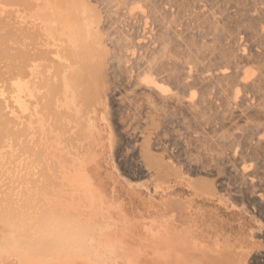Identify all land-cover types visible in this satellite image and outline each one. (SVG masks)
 Returning <instances> with one entry per match:
<instances>
[{"label":"bare ground","instance_id":"6f19581e","mask_svg":"<svg viewBox=\"0 0 264 264\" xmlns=\"http://www.w3.org/2000/svg\"><path fill=\"white\" fill-rule=\"evenodd\" d=\"M164 2L0 0V264H264V0Z\"/></svg>","mask_w":264,"mask_h":264},{"label":"rangeland","instance_id":"374dc122","mask_svg":"<svg viewBox=\"0 0 264 264\" xmlns=\"http://www.w3.org/2000/svg\"><path fill=\"white\" fill-rule=\"evenodd\" d=\"M165 1V2H164ZM168 1H170V0H158V3H161V2H164L163 4H166V3H168ZM197 1H199V2H197ZM204 0H195V2H197L198 4L200 3V4H204V2H203ZM235 19V18H234ZM185 21H187V22H189V20H188V18L187 17H183L182 19H180L179 20V22H178V24H177V27H176V29L178 30H180V31H183L184 30V28L185 29H187L186 31L184 30L183 32H185V34H187L188 33V31L189 32H191L192 30V32H196L197 31V28H196V26L193 24V23H191V22H189V24H191L190 26H189V24H188V26H184V24H185ZM183 22V23H182ZM179 26V27H178ZM183 28H181V27ZM188 27V28H187ZM239 27L240 26H238V28L237 29H239ZM240 29H241V27H240ZM169 48V50L171 49L170 47H168ZM167 73L168 72H164L163 74H162V76L163 77H165V76H167ZM109 78V80L111 79V77L109 76L108 77ZM159 112V111H158ZM125 113H129V110H125ZM157 113V111L155 112V115H158V113ZM161 112H159V114H160ZM237 116V115H236ZM234 117L233 118V120H229L230 118L227 116V118H228V120H227V123H226V126H225V130H228L229 131V133H231V135H238V134H241L242 132H244V130L246 129V127L245 126H247V120H243V118H240V117ZM179 117H181V116H178L177 118H175V117H166V118H164V121L165 120H168L164 125H160L161 127H166V124H167V127L168 126H170L169 128H171L173 131H177V132H175L178 136H179V138H178V140H182L181 141V143H183V142H186L187 141V138H188V133L187 134H185L187 131H185V132H183V130H185V127H184V124L182 125V123H187V120H181L182 118H180L179 119ZM174 118V119H173ZM115 119V118H114ZM159 119H163L162 117L161 118H159ZM177 119V120H176ZM181 121V124H179L180 123V121ZM238 119V120H237ZM242 119V120H241ZM173 120V121H172ZM235 120V121H234ZM99 122H98V124H99V129L102 131V144L104 145V147H103V149L102 150H99L98 149V153H99V156H100V166H101V175H100V179H102V180H100V182H101V184H102V186L109 192V191H111L112 189H114L115 191H116V194H117V198H118V200L119 201H123L124 203H133L134 202V204H137V202H138V200H137V198H138V195H137V193H134V192H132V191H130V189L128 188V186H126V184H124L123 182H122V179L121 178H119L118 176H117V174L111 169V162H110V155H109V150H108V141H107V136H106V134H107V131H106V128H105V126H104V124L101 122V112L99 111V120H98ZM174 121H176V123H173ZM233 121V122H232ZM124 122V121H123ZM132 121H130L129 123H131ZM232 122V123H231ZM237 122V123H236ZM244 122V123H243ZM164 123V122H163ZM169 123H171V124H169ZM231 123V124H230ZM240 123V124H239ZM173 124V125H172ZM177 126V127H175V125ZM173 127H172V126ZM241 125V126H240ZM183 126V128L184 129H182L181 127ZM229 126V127H228ZM233 128H231V127ZM163 127V128H164ZM174 127H175V130H174ZM237 127V128H236ZM242 127V128H241ZM245 127V128H244ZM178 128V129H177ZM160 129H162V128H160L159 127V130ZM238 129H240V130H238ZM213 129H209V131H207V133H211V131H212ZM233 130V131H232ZM243 130V131H242ZM239 132V133H238ZM179 133H181V134H179ZM183 134H184V136H183ZM168 135V136H167ZM166 135V138H165V141L167 142V145H170L171 146V148H174V147H176V145H177V143L174 141V140H172L170 137H169V135H171V134H167ZM168 137V138H167ZM171 137H172V135H171ZM173 142V143H172ZM172 144V145H171ZM108 171H107V170ZM105 170V171H104ZM110 170V171H109ZM112 170V171H111ZM109 172V173H108ZM112 172V174H110ZM114 174V175H113ZM108 176V178H106L107 176ZM111 177H110V176ZM116 176V177H115ZM109 177H110V179H109ZM104 178V179H103ZM106 178V179H105ZM114 178V179H113ZM118 178H119V180H118ZM109 179V180H108ZM112 179V180H111ZM111 181V182H110ZM103 182H104V185H103ZM107 182V183H106ZM122 184H121V183ZM111 184H112V187H111ZM123 186H124V189H128V190H124L123 189ZM111 188V189H110ZM123 191H125V192H123ZM130 192V193H129ZM124 193H125V195H124ZM120 198H119V197ZM124 196V197H123ZM126 197H127V199H126ZM132 197H134V198H132ZM135 197H137V198H135ZM122 198V199H121ZM123 198H125V200L123 199ZM144 198H149V196L148 195H146V196H144ZM159 199V198H158ZM134 200V201H133ZM127 201V202H126ZM220 215H221V219H224V221H225V228H227L231 233H233V234H235V233H248V231H250V230H252L253 229V225L250 223V222H248V220L246 219V218H242L240 215H236V214H231V215H226L225 213H223V212H218ZM248 222V223H247Z\"/></svg>","mask_w":264,"mask_h":264}]
</instances>
